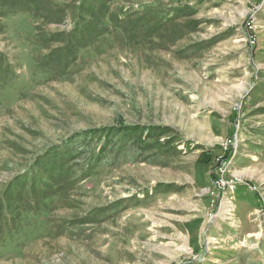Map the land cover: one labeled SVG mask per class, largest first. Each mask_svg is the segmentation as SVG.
I'll use <instances>...</instances> for the list:
<instances>
[{"label":"rangeland","instance_id":"rangeland-1","mask_svg":"<svg viewBox=\"0 0 264 264\" xmlns=\"http://www.w3.org/2000/svg\"><path fill=\"white\" fill-rule=\"evenodd\" d=\"M0 264H264V0H0Z\"/></svg>","mask_w":264,"mask_h":264},{"label":"trees","instance_id":"trees-1","mask_svg":"<svg viewBox=\"0 0 264 264\" xmlns=\"http://www.w3.org/2000/svg\"><path fill=\"white\" fill-rule=\"evenodd\" d=\"M93 1L95 0H83L84 3H87V6H90ZM96 1H99V0H96ZM102 3V2H100ZM99 21V20H98ZM107 130H110L109 133H108V137H102L100 138V144H102L103 146L109 144L108 141H103L102 140H108L110 139V137H115L117 136L118 134H122L121 137H127L129 139L131 138H134V139H137V141H142V135H140V133L143 132V130L140 128V126H134V127H124V126H113V128H97V129H90V130H86L84 132H80L78 133L76 136L74 137H81V138H84V137H88V138H94L99 132L101 131H107ZM148 139H151V137L149 136ZM106 142V143H105ZM144 146H145V142H143ZM70 152H68V155H69ZM105 153L104 149L102 150V153L101 152H97L96 156H90V157H85L83 156V154H80L83 156L82 159H84L86 161V163H89L91 164L93 167L96 166V165H99L100 162L102 161V156L103 154ZM76 155V154H75ZM85 164V163H84Z\"/></svg>","mask_w":264,"mask_h":264},{"label":"built area","instance_id":"built-area-1","mask_svg":"<svg viewBox=\"0 0 264 264\" xmlns=\"http://www.w3.org/2000/svg\"><path fill=\"white\" fill-rule=\"evenodd\" d=\"M256 42V38L252 37V43ZM231 141V140H230ZM227 145V144H226ZM228 148V147H227ZM216 185L218 186V188L220 189H224L227 186H231L233 181H229L227 180L224 176L220 175L218 176L217 180L215 181Z\"/></svg>","mask_w":264,"mask_h":264}]
</instances>
